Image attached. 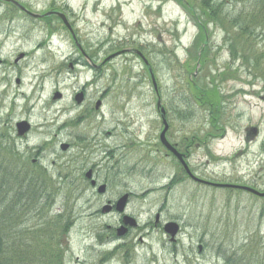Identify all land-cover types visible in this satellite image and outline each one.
I'll use <instances>...</instances> for the list:
<instances>
[{"label": "rangeland", "instance_id": "rangeland-1", "mask_svg": "<svg viewBox=\"0 0 264 264\" xmlns=\"http://www.w3.org/2000/svg\"><path fill=\"white\" fill-rule=\"evenodd\" d=\"M14 1L35 14L62 12L94 64L130 52L95 71L58 19L32 20L0 3V144L19 161L42 166L48 193L37 207L45 204V218L72 226L57 241L64 264H255L256 256L264 262V198L186 178L159 144L162 126L149 78L150 70L170 142L195 136L208 143L190 148L193 175L264 191V25L256 21L259 27L246 36L230 27L226 36L222 21L205 28L201 0H179L205 28L201 40L177 0ZM242 1L220 9L243 20L258 1ZM225 38L236 40L237 58ZM19 54L24 58L14 63ZM82 90L77 106L74 96ZM55 92L62 98L53 100ZM24 119L32 130L21 140L15 124ZM88 170L106 185L105 194L85 180ZM124 194L125 214L137 227L117 237L122 215L101 208ZM41 221L37 210L24 218L27 227ZM167 222L179 225L174 243L162 231Z\"/></svg>", "mask_w": 264, "mask_h": 264}, {"label": "trees", "instance_id": "trees-1", "mask_svg": "<svg viewBox=\"0 0 264 264\" xmlns=\"http://www.w3.org/2000/svg\"><path fill=\"white\" fill-rule=\"evenodd\" d=\"M180 2L179 0H177ZM201 0L199 10L202 11L199 19H204V25L219 24L223 22V31L229 36L232 30L239 35L251 34L259 26L264 25V0H255L257 11L244 16L225 15L220 7L228 4H242V0ZM184 3V2H183ZM182 4L188 15L196 22L198 37L203 40L204 29L197 22L195 11L190 4ZM244 4V3H243ZM244 7V6H243ZM225 15V17H222ZM228 19V22L225 21ZM260 22V23H259ZM220 25V24H219ZM214 27V26H213ZM231 27V28H230ZM238 30V32H237ZM228 42L229 53L232 58L238 57L239 46L236 40ZM225 38V42H227ZM0 144V264H64L61 245L58 244L60 235L66 233L71 223H63V219L51 220L44 217L48 211L47 206L37 207L45 187V177L41 169L30 170L29 167L20 165L14 158L16 154L5 152ZM16 163V164H15ZM53 195V194H52ZM50 198V197H49ZM34 210L41 217V224L27 227L24 218H27ZM66 222V221H64ZM255 264H264L255 257Z\"/></svg>", "mask_w": 264, "mask_h": 264}, {"label": "water", "instance_id": "water-1", "mask_svg": "<svg viewBox=\"0 0 264 264\" xmlns=\"http://www.w3.org/2000/svg\"><path fill=\"white\" fill-rule=\"evenodd\" d=\"M13 4H14L17 8H19V9L25 11V12H26L27 14H29L30 16L37 17L36 15H32L31 13H29L28 11H26V10H25L23 7H21L20 5H18V4H16V3H13ZM55 15L58 16V17L63 21V23L68 27L67 22H66V20H65V18H64V16H63L62 14L56 13ZM121 53H122V52H121ZM135 53L138 54L141 58H143L142 55H141L139 52L136 51ZM119 54H120V53H117V54H115V55L110 56L109 58L106 59V61L109 60L110 58L116 56V55H119ZM21 57H22V56H19V58H21ZM151 80H152L153 86H154V88H155V90H156L155 82H154V79H153L152 76H151ZM60 97H61L60 94L57 93V94H55L54 99H59ZM75 100H76L77 103H80V102L82 101V94H78V95L75 97ZM99 104H100V103L97 102V104H96V106H95L96 109L99 107ZM16 127H17L18 134L21 135V136L24 135V133H26V132L29 130V125H28L26 122H20V123H18V124L16 125ZM166 130H167V126H166V124L164 123V130H163V132L161 133L160 139H161V141L164 143V145L167 147V149H169L172 153L176 154L175 151H174V150H173V149H172V148H171V147L165 142V140H164V134H165ZM65 149H66V146H62V150H65ZM177 158L179 159L180 157L177 155ZM183 166H184V169H185V171L187 172V174H188L192 179H194V180H196V181H199V180L195 179V178L189 173V171H188V169H187V167H186L185 164H184ZM89 173H90V172H89ZM89 173H87V175H86L87 178L90 177ZM200 182H201V181H200ZM204 183H206V182H204ZM92 185H94V182H92ZM217 186L228 187V188L242 189V190L247 191V192H249V193H251V194H253V195H256V196H258V197H264V192H263V193H259L258 191L253 190V189L248 188V187L230 186V185H217ZM104 191H105V186H100V187L97 189V192H98L99 194L104 193ZM127 198H128V195H124V196H123V197L117 202V205H116V208H115L117 212L120 213V212L123 211V209H124V207H125V204H126V201H127ZM110 210H111V207H110V206H105V207H103V209H102V213H108V212H110ZM157 219H158V216L156 217V220H157ZM125 226L135 227V226H136V222H135L132 218H130V217H128V216L123 217V226L120 227V228L117 230V236H123V235L126 233L127 230H126ZM177 230H178V227H177V225H176L175 223H167V224L164 226V231H165L166 233H168V234L171 236V238H172L171 241H173V237L175 236Z\"/></svg>", "mask_w": 264, "mask_h": 264}, {"label": "flooded vegetation", "instance_id": "flooded-vegetation-1", "mask_svg": "<svg viewBox=\"0 0 264 264\" xmlns=\"http://www.w3.org/2000/svg\"><path fill=\"white\" fill-rule=\"evenodd\" d=\"M166 118L168 120L167 112H166ZM167 133H166L167 141L173 147H175L176 151L181 155L182 159L185 161V163L187 165H188L187 161H188V159L190 157V148L192 146L201 147V146H204V145H208L205 140L203 141V140L197 139L195 136H191L190 138L183 137L179 142L171 143L170 139H169V134H167ZM160 146L164 150L163 146L162 145H160ZM165 156L168 157V156H171V155L169 153H166ZM172 158H174V157L172 156ZM174 160L176 161V164L178 165L179 162L176 159H174Z\"/></svg>", "mask_w": 264, "mask_h": 264}]
</instances>
